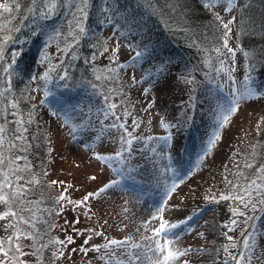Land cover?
<instances>
[{
  "label": "rangeland",
  "instance_id": "obj_1",
  "mask_svg": "<svg viewBox=\"0 0 264 264\" xmlns=\"http://www.w3.org/2000/svg\"><path fill=\"white\" fill-rule=\"evenodd\" d=\"M216 2L219 25L213 35L225 45L227 29L224 25L228 24L231 31L227 34V47L223 49L227 56L220 69L222 79L214 84L206 77L203 84L209 88L201 89L204 93L196 91L199 88H194L192 79L183 75V62L168 61L162 65L161 61L167 57L154 51L156 48L146 39L140 45L137 30L111 21L108 7L103 9L108 23H104L100 34L121 62L119 70L125 79V91H120L115 98L124 99V105H117L112 113L101 108L90 109L92 96L66 102L57 92L48 91L50 94L45 97L47 82L40 80H31L25 94L21 93L28 105L8 129L11 139L19 127L15 121L28 120L31 114L33 122L24 125L28 128L24 133L27 141L18 142L20 148L27 147V151L13 150L15 155L27 157V161H16L21 168L30 165L21 175L26 179L28 176L42 177L47 184L63 182L51 184L50 188L59 196L64 193L71 201H81L110 181H119L118 185L80 206L62 201L63 211L59 205L53 229L66 246L49 244L41 256L30 247L33 241L24 239L21 243L25 255L16 254L23 264H116L117 259H128L123 255L124 249L116 245L105 248L104 245L109 240L123 241L129 237L131 243L143 245L154 244L157 240L164 243L167 239L173 241L170 246L175 249L193 250L174 264H181L183 260L190 264H234L228 252L237 255L247 251L243 241L250 233L256 241L257 255L264 252V192L258 195L252 189L246 191L247 175H241L245 161L257 155L260 149L256 144L259 140L264 143V95H261L264 94V81L260 87H252L248 56L237 43L240 32L247 26L255 28V35L264 33V0ZM46 17L44 14L39 20L47 21ZM30 24L38 25V21L30 20ZM77 34L79 30L74 28L47 49L50 53H40L35 66L37 77L48 68V56L55 63L64 62V50L75 42ZM22 46L21 43L19 47ZM19 47H14L13 52L20 53ZM229 48L234 51L229 53ZM138 51L144 56L134 60ZM2 57L0 79L5 73L3 69L9 65ZM160 68L164 69L163 76L158 72ZM5 77L8 86L7 73ZM246 87L257 94L240 100L238 110L229 113L227 110ZM144 89L149 91L145 93ZM12 100L21 101L19 97H12ZM184 109L187 113L182 122ZM225 115L227 123L223 120ZM164 124L169 127L165 128ZM38 134H45L46 151L37 145ZM129 139L131 144L125 142ZM42 150L45 155L41 154ZM260 150L264 157V146ZM116 152H121V156L116 157ZM97 153L113 159L98 160ZM8 155L11 157L13 153ZM93 176L95 179H90ZM222 195L242 196L248 207L238 199H220ZM164 201L162 215L169 223L192 217L187 226L174 230L175 236L154 234L161 223L157 209ZM3 207L4 204H0V209ZM40 207L47 208L46 204ZM234 209L244 214L233 215ZM154 216L157 218L153 219ZM48 217L54 224L50 221L52 213L45 214L46 220ZM11 219L0 220V240L7 241L11 235V229L6 227ZM232 220H236V224H232ZM37 228L48 235L47 225L38 223ZM65 236H72L73 242L67 244ZM228 236L232 237L231 241ZM145 237H152V240ZM232 244L236 247H231ZM225 247L228 252L224 251ZM57 248L62 249L64 255L54 259L52 254ZM112 253L116 258L110 259ZM147 254L156 258L153 253ZM144 264L149 262L145 260ZM260 264H264V260Z\"/></svg>",
  "mask_w": 264,
  "mask_h": 264
},
{
  "label": "trees",
  "instance_id": "obj_2",
  "mask_svg": "<svg viewBox=\"0 0 264 264\" xmlns=\"http://www.w3.org/2000/svg\"><path fill=\"white\" fill-rule=\"evenodd\" d=\"M47 2L49 0H35L34 3L33 0H15V3L20 5L16 8L13 0H9L13 10L0 15V49H3L0 55L2 54L10 64L15 53L13 48L19 47L21 43L24 45L19 47L21 51L16 57V64L10 70L12 90L8 93L9 100H12V97H19L21 101L16 109L8 107L0 116V124L7 119L8 123L5 125L7 129L11 127L10 123H13L22 109L26 108L24 106L28 105L23 101L21 93L25 94L32 76H36L35 66L40 53L44 51L50 53L48 50L57 39L62 35H68L74 28L77 29L76 18L80 14L73 5L80 6L79 0H54L53 9L46 7ZM217 4L216 0H89L86 8L87 17L82 20L86 31L84 34H77L75 42L64 50V62L55 63L51 56L47 57L48 70L42 72L49 73V79L46 81L47 91L57 92L59 98L66 102L81 101L92 96L90 109L101 108L112 113L116 111L117 105L125 104L124 99L115 98L120 91H125V79L119 70L121 62L115 51L109 48L107 40L100 34L104 23L107 22L103 16V9L108 7L111 21L113 20L116 25L137 30L140 45L146 39L151 43V47L156 48L154 51L167 57V60L161 61L162 65L168 61L183 62V75L192 79L194 88H199L196 91L204 93L202 90L209 88V85L203 84L206 77L211 78L209 83L214 84L222 79L220 69H223L224 58L227 56L223 51L224 44L213 35L216 34L219 25ZM44 14L47 21L41 22L39 19H43ZM30 20L38 21V25L29 26ZM90 28L93 30L88 33ZM254 33L255 28L247 26L240 32L237 43L243 52L251 54L247 56L252 87L256 85L260 87L264 81V33L256 35ZM5 76L6 73L3 74V80L0 79V90L7 87ZM111 105H115V108ZM5 106L7 101H0V108ZM182 113L181 121L184 122L187 110L184 109ZM10 134L8 132V135ZM262 137L264 138V131ZM37 145L47 150L45 134H38ZM256 145L261 149L264 143L259 140ZM260 149H257L259 150L257 155L245 161V168L241 174L247 175L245 190L252 189L255 194L264 192V187L257 188L250 183L256 181V185H264V180L257 179L264 175L260 171L264 166L263 152ZM41 154H44V150ZM29 178L32 177L28 176ZM37 179L40 184L31 189L27 199L32 201L43 199V204H46L52 213L50 221L55 225L58 219L59 205L56 200L59 193L53 192L51 184H47L42 177ZM44 194L46 196H43ZM6 210L5 205L0 209L1 212ZM54 229L52 227L48 235H43L41 243H45L46 240L60 241L61 238L54 234ZM63 234L65 235L64 230ZM54 246L58 247L59 243H55Z\"/></svg>",
  "mask_w": 264,
  "mask_h": 264
},
{
  "label": "snow or ice",
  "instance_id": "obj_3",
  "mask_svg": "<svg viewBox=\"0 0 264 264\" xmlns=\"http://www.w3.org/2000/svg\"><path fill=\"white\" fill-rule=\"evenodd\" d=\"M35 0H33V3ZM13 3L15 4L16 8H19L20 5L18 3H15V0H13ZM89 0H79V5H73V7L76 9V12L79 13V17L76 18V24L77 28L79 30L80 34L85 33V27L83 26L82 20L83 18L87 17L86 8L88 7ZM229 3H231V0H229ZM46 7L49 9H53L55 7L54 0H49L47 2ZM0 15L3 13H10L13 10V5L9 3V0H0ZM225 29H227V32L225 33V47H227V34L231 31L228 24L224 25ZM229 53H232L234 50L229 48ZM2 52V50H0ZM19 55V53H14L12 62L8 65V67L4 68L3 71L8 74V77L10 79L12 72L10 69H12V66L16 64V57ZM246 55H251L246 53ZM142 56H144L143 52H136V55L134 57L135 59H139ZM2 55H0V59H2ZM158 72L161 76H163L164 69L160 68L158 69ZM151 75V74H149ZM33 81L40 80V81H47L49 79V73L45 72L43 75L37 77L32 76L31 78ZM63 79V77H62ZM246 79H248L246 77ZM11 88V85L9 84L7 87H5L3 90H0V101H7V106L0 108V116L3 115L4 112L8 110V107L12 109H16L18 107V102L15 100H9L8 99V93ZM145 93L149 91V89H144ZM50 93L45 90L44 95L47 97ZM257 92L253 90L250 87H246L244 91L241 93L238 99L233 101V106H231L227 111L229 113L235 112L238 110L239 102L240 100L246 99L248 97H251L253 95H256ZM264 95V94H261ZM43 103V101H41ZM112 108H115V105H111ZM13 115H17V113H13ZM223 120L225 123L228 121V116L225 115L223 117ZM32 117L31 114L29 115L28 120H24L23 118H19L15 121V123L19 126L17 128V134L12 137L11 139L8 138V129L6 128V124L8 123L7 119H4V123L0 124V204H4L7 208L6 211L3 213H0V220L7 219L8 217H11L12 219L8 221L7 228L11 229V235L7 237V241L0 240V264H23L22 261H20L16 254H19V256L25 255L23 252V245L21 243L24 239H30L33 241V245H30V247L35 248V252L39 253L41 256L43 255L42 250L44 248H47L49 244H55L59 243L60 245L66 246V242L61 241H52L49 240L47 244L41 243L43 239V235H46V232L42 233L41 229L37 228L38 223H42L47 225L48 229L50 230L52 227H55L54 224H51L48 220H46L45 214H51V211L47 208H41L40 205L44 203L43 199L41 200H28L27 195L31 191L33 187L40 184V181L36 179L35 177L26 179L24 175H21V173L26 172L28 168H30L29 164H25L24 168H21L19 164L16 163L18 160H25L27 161L26 156H19L15 155L13 152L14 149H19L21 151H27V147L20 148V145L18 142L27 141V137L24 135V133L28 132V128L24 127V125L32 123ZM163 123V121H162ZM116 125H112V127H115ZM123 127V125H121ZM164 127L167 128L169 125L164 124ZM125 131H127L125 129ZM129 136L131 133L128 134ZM99 139V137H97ZM122 140H125L124 137H121ZM127 144H131V140L125 141ZM211 144L212 141H209ZM7 145V146H5ZM8 153H13V155L10 157ZM96 159L98 160H104V161H110L113 159L112 156H104L100 154H95ZM116 157L121 156V152L115 153ZM251 165H249L250 167ZM260 171L264 173V166L261 167ZM46 175V173H45ZM90 179H95V177H90ZM257 179L264 180V175H261L257 177ZM21 181H24L23 183H20ZM57 183H63L58 181H52L51 184H57ZM252 185H255L257 188L264 187V185H256V181L250 182ZM119 184V181L112 180L109 184H105L102 188L98 189L95 193H88L83 197L81 201H71L67 200V197L64 195V193H61L59 197H57L56 203L60 205V211H63L64 205L61 203L62 201H66L67 203L74 204L75 206H80L81 204H85L89 198L99 196L101 193L105 192L110 187H114ZM67 189H65V192ZM259 195V192L257 193ZM247 195H251V193H247ZM230 198L238 199L241 201V203H244L245 207H248V203L245 202V198L242 196H236V197H230L222 195L220 199L227 200ZM215 199V198H213ZM165 205L166 201L162 202L161 206L157 209V212L160 213L159 219L161 223L159 224V227L154 229V234L156 236H159L161 234H168L172 233L173 236H175V229H179L182 225L187 226L188 221L192 219V217H188L185 220H180L176 223H169L168 221L164 220L163 218V212L165 211ZM254 208L255 205H252ZM24 213H27L28 215H25ZM244 213L239 212L237 210H233V215H243ZM157 217H153V219H156ZM78 222V220L76 221ZM232 224H236V220L231 221ZM75 230V229H74ZM202 235V234H201ZM146 240L151 241L152 237H145ZM176 239H179L178 236H176ZM228 239L231 241L232 237L228 236ZM251 240V242H250ZM67 244H70L73 242L72 236L66 237ZM131 238H126L123 241H117V240H109L106 245H104L105 248H108L110 245H116L120 248L124 249L123 255H126L128 259L125 260H119L117 259L116 264H144V261L147 260L149 264H174L175 261L180 260L181 257L187 256L190 252L193 250L191 248H186L184 250H179L171 247L170 245L173 243L171 240H165L164 243H160L158 240L155 241L154 244L149 245H143L140 243H131ZM7 243V247L5 246ZM87 243V241H85ZM243 246L247 251H242L238 253L237 255H233L232 253L228 252V247L224 248L225 252H228L229 259L234 261V264H253L255 261L256 264H260L261 260H264V252H262L260 255H257L256 253V241L253 237V235L250 233L248 237H246L243 241ZM97 250H98V246ZM231 247H236L235 244H232ZM138 250V251H133ZM146 250V251H145ZM86 251V250H85ZM11 253V255H10ZM147 253H153L156 257L155 259L153 256L148 255ZM53 258L62 257L64 255V252L62 249L57 248L55 252H53ZM116 258L115 253H112L110 256V259ZM181 264H190L188 260H183ZM227 264V262H225Z\"/></svg>",
  "mask_w": 264,
  "mask_h": 264
}]
</instances>
